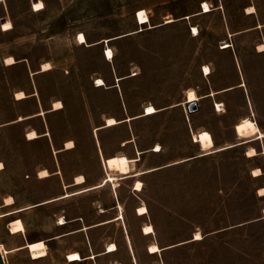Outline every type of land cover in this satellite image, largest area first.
Returning a JSON list of instances; mask_svg holds the SVG:
<instances>
[{
	"label": "rangeland",
	"instance_id": "1",
	"mask_svg": "<svg viewBox=\"0 0 264 264\" xmlns=\"http://www.w3.org/2000/svg\"><path fill=\"white\" fill-rule=\"evenodd\" d=\"M142 8L149 21L140 24ZM80 32L88 43L77 41ZM261 44L264 0H0L5 263L264 264ZM9 55L15 62L6 64ZM190 87L199 98L187 112ZM18 90L27 96L16 98ZM148 104L157 111L143 115ZM108 116L121 122L105 126ZM246 116L251 135L240 137L234 126ZM31 129L37 137L27 138ZM200 130L210 146L195 140ZM138 150L132 173H142L61 196L99 184L106 170L118 175L117 156ZM78 174L85 181L73 184ZM140 205L147 213L137 214ZM148 224L154 232L144 234ZM111 242L117 250L105 253ZM153 242L160 251L149 252ZM72 251L82 260L67 261Z\"/></svg>",
	"mask_w": 264,
	"mask_h": 264
},
{
	"label": "bare ground",
	"instance_id": "2",
	"mask_svg": "<svg viewBox=\"0 0 264 264\" xmlns=\"http://www.w3.org/2000/svg\"><path fill=\"white\" fill-rule=\"evenodd\" d=\"M201 6H202V11L203 12H207V11L211 10V7H210V5H209V3L207 1H203ZM136 19H137V22L140 23V24L148 22L149 21V16H148L146 10L143 9V8L139 9L137 11V14H136ZM171 20H172V18L168 19V21H171ZM198 30L199 29H198L197 26L192 25L191 32H192L193 35L198 34ZM81 37H83V39H81ZM76 39L80 43H83V42L88 43L85 35L82 32H80L77 35ZM105 40H106V42H108L109 39L106 38ZM227 41L223 45V47L230 46L229 43H228L229 41L228 42ZM103 42H104V40H103ZM259 46H260L261 50L264 49V44H261ZM104 54H105V57L107 59H111L113 57V51L109 47V45H106ZM4 60H5L6 64H11V63L15 62V59H14V57L12 55L6 56ZM50 67H51V64H50L49 61H44L41 64V68L43 70H47ZM202 71L204 72L205 75H209L211 73V69H210L209 65H207V64L203 65ZM95 83H96V85H102V84L105 83V81H104L103 78L98 77L96 79ZM242 84L243 83H241L240 85H242ZM214 93H215V91L212 90L210 94L213 95ZM15 96H16V98H23V97H25L27 95H26V93L23 90H18V91L15 92ZM198 98H199V95L197 94V92L195 91L194 88H192V87L187 88L185 99L182 102V104L185 105L186 102L197 101ZM214 102H215V107L218 110L222 109L220 102H218V101H214ZM61 106H62V102L59 99H57V100H55L53 102V108L54 109L60 108ZM149 109H151V111H149ZM156 111H157V108L153 104H148L144 108L143 115L152 114V113H154ZM118 122H121V121L116 119L114 116H108L105 119V126H111V125L117 124ZM253 124H254L253 119L251 117H249V116H246V117H243L241 120H239L235 124L234 128H235L237 134L240 137H247V136L251 135V126ZM97 128L98 127H95V130H94L95 132H96ZM263 135H264V132L260 131L259 135L257 137H261ZM37 136H38V133L35 131V129H31V130H29L27 132V138H34V137H37ZM194 136H195V140L198 141V142H201V144L204 147L210 146L211 141H212V137H211V134L209 133V131L200 130V131L194 133ZM72 146H73V140H71V139L67 140L66 143H65V147L66 148H71ZM221 148H223V147H221ZM160 149L161 148H160L159 144H157L156 147L152 148L153 151H159ZM249 152L251 154H253L255 152L254 148H250ZM140 153H141V151L138 150V154H137L136 157H129L126 154H119L117 156V158H116V170L118 172V175H115L114 173H111L109 170H106V174H105L104 178L102 179V181L99 184L93 185L91 187L82 188V189L76 190L74 192H66V193L62 194L61 196H67V195H70L72 193L80 192V191H83V190H86V189H89V188H92V187L102 186V185L106 184L108 181H111V182L114 183V180L117 179L118 177H127V176H130V175L142 173L143 171H136V172L132 173L133 168H135L136 161L139 159ZM104 165H105V163H104ZM2 167H3V163L0 162V169ZM255 170L259 171L260 169L256 168ZM48 174H49V172H48V170L46 168H43V169H41L39 171V176L40 177L47 176ZM84 181H85L84 175L83 174H78V175L75 176L73 184H81ZM141 185H142V182L140 180H137L135 182L134 188L137 189V190H140L141 189ZM260 190L264 193V187H261ZM6 203L7 204L13 203V197L10 196L6 200ZM119 206L121 207L120 203H119ZM147 211H148V209H147L146 205H140V206L137 207V211L136 212H137V214L142 215V214L147 213ZM65 222H66L65 218L64 217H60L59 223L63 224ZM142 231H143L144 234H149V233L154 232V227L151 224H148V225H145L143 227ZM199 238H201V233L197 231V232L194 233V238L193 239H199ZM148 247H149L148 250H149L150 253H154V252H157V251L161 250L160 246L156 242L151 243ZM115 250H117V245H116V243L111 242V243H108L107 249L105 250V252H112V251H115ZM2 254H3V252H2ZM96 255H97L96 253H92L91 255L88 256V258H95ZM3 256H4V254H3ZM68 257H69L70 261L82 260V257H81V255H80V253L78 251H72V252L68 253ZM4 261H5V258H4ZM115 264H121V263L116 261Z\"/></svg>",
	"mask_w": 264,
	"mask_h": 264
},
{
	"label": "water",
	"instance_id": "3",
	"mask_svg": "<svg viewBox=\"0 0 264 264\" xmlns=\"http://www.w3.org/2000/svg\"><path fill=\"white\" fill-rule=\"evenodd\" d=\"M185 109L187 110V112H192V111L196 110L197 109V102L196 101L186 102ZM0 264H5L3 261V258L1 256V252H0Z\"/></svg>",
	"mask_w": 264,
	"mask_h": 264
},
{
	"label": "built area",
	"instance_id": "4",
	"mask_svg": "<svg viewBox=\"0 0 264 264\" xmlns=\"http://www.w3.org/2000/svg\"><path fill=\"white\" fill-rule=\"evenodd\" d=\"M106 249H107V248H106ZM0 252H1V251H0ZM1 256H2L3 261H4V256H3L2 252H1ZM66 259H67V261H70V260H69V257H68V254H66ZM4 263H5V261H4Z\"/></svg>",
	"mask_w": 264,
	"mask_h": 264
},
{
	"label": "snow or ice",
	"instance_id": "5",
	"mask_svg": "<svg viewBox=\"0 0 264 264\" xmlns=\"http://www.w3.org/2000/svg\"><path fill=\"white\" fill-rule=\"evenodd\" d=\"M5 27H7V25ZM81 39H83V37H81ZM149 111H151V109H149Z\"/></svg>",
	"mask_w": 264,
	"mask_h": 264
},
{
	"label": "crops",
	"instance_id": "6",
	"mask_svg": "<svg viewBox=\"0 0 264 264\" xmlns=\"http://www.w3.org/2000/svg\"><path fill=\"white\" fill-rule=\"evenodd\" d=\"M105 252V251H104ZM105 253H109V252H105Z\"/></svg>",
	"mask_w": 264,
	"mask_h": 264
}]
</instances>
